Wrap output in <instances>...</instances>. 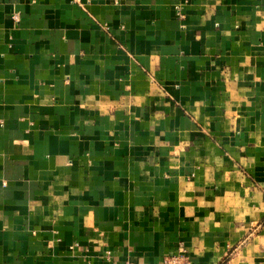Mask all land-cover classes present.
I'll return each instance as SVG.
<instances>
[{
  "label": "crops",
  "instance_id": "obj_1",
  "mask_svg": "<svg viewBox=\"0 0 264 264\" xmlns=\"http://www.w3.org/2000/svg\"><path fill=\"white\" fill-rule=\"evenodd\" d=\"M180 246L264 264V0H0V264Z\"/></svg>",
  "mask_w": 264,
  "mask_h": 264
},
{
  "label": "built area",
  "instance_id": "obj_2",
  "mask_svg": "<svg viewBox=\"0 0 264 264\" xmlns=\"http://www.w3.org/2000/svg\"><path fill=\"white\" fill-rule=\"evenodd\" d=\"M72 1L73 3L80 4V0H72ZM176 15L179 20H182L184 18L181 9H177ZM110 256H111V253L107 251L105 255V260L108 264H112ZM126 264H130V263H126ZM161 264H191V262L189 258L187 257L184 248L180 246L178 251L164 257Z\"/></svg>",
  "mask_w": 264,
  "mask_h": 264
}]
</instances>
